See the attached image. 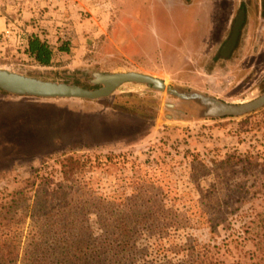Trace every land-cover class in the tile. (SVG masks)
<instances>
[{
	"label": "rangeland",
	"instance_id": "obj_1",
	"mask_svg": "<svg viewBox=\"0 0 264 264\" xmlns=\"http://www.w3.org/2000/svg\"><path fill=\"white\" fill-rule=\"evenodd\" d=\"M241 8L240 37L225 58L221 49ZM6 29L12 35L0 41V69L26 77L94 90L96 74L139 72L171 91L229 104L264 95V0H0V33ZM31 35L51 48V66L25 53ZM118 106L130 113L114 111ZM208 111L200 100L136 83L96 100L21 97L0 89V205L29 191L39 174L60 180L64 155H123L126 163L114 159L109 168L87 173L98 197L129 198L132 209L149 214L164 211L163 225L178 231L167 239L170 247L189 237L213 242L232 262L252 249L237 233L242 221L264 212V200L246 199L242 220L227 218L212 234L208 221L224 213L232 194L227 185L242 181L240 167L216 169L213 161L253 152L264 163V107L239 117ZM147 233L139 245L154 254L158 247Z\"/></svg>",
	"mask_w": 264,
	"mask_h": 264
},
{
	"label": "trees",
	"instance_id": "obj_2",
	"mask_svg": "<svg viewBox=\"0 0 264 264\" xmlns=\"http://www.w3.org/2000/svg\"><path fill=\"white\" fill-rule=\"evenodd\" d=\"M27 41L25 53L39 65L51 66L49 45L35 35ZM114 159L117 157L93 160L64 155L59 161L60 180L52 172L39 174L29 191L15 192L0 205V264H264V212L242 221L237 233L240 244L248 242L252 249L232 262L223 259L221 246L213 242L202 244L189 237L184 245L170 247L166 241L178 231H173L170 222L163 225L161 220L167 218L164 211L149 214L132 209L129 198L106 193L98 197L86 179L87 173L97 168H109ZM117 160L126 163L123 155ZM213 164L221 170L242 169V181L227 185L232 194L224 213L208 221L215 234L227 218L242 220L239 210L246 199L261 195L264 200V163L258 154L247 152ZM149 231L153 233L149 239L158 247L157 252L152 249L154 254L149 253L150 246L139 245ZM161 251L164 262L159 261ZM176 256H180L177 261Z\"/></svg>",
	"mask_w": 264,
	"mask_h": 264
},
{
	"label": "water",
	"instance_id": "obj_3",
	"mask_svg": "<svg viewBox=\"0 0 264 264\" xmlns=\"http://www.w3.org/2000/svg\"><path fill=\"white\" fill-rule=\"evenodd\" d=\"M242 16L243 15H241V17ZM241 20L243 19H240L239 22H241ZM237 32L238 24L228 47H231L235 43ZM107 79H109L108 82H106ZM127 82L153 85L154 88L158 90H169V88H166L163 80L155 76L139 72L96 74L94 83L102 85V87L96 90H86L77 85L43 81L0 69V89L7 93L21 97L96 100L111 95L117 88H120ZM172 93L183 99L200 100L204 105L209 106L208 116L211 117L244 116L257 111L264 106V95L252 102L243 104H228L200 94L182 95L175 91Z\"/></svg>",
	"mask_w": 264,
	"mask_h": 264
},
{
	"label": "flooded vegetation",
	"instance_id": "obj_4",
	"mask_svg": "<svg viewBox=\"0 0 264 264\" xmlns=\"http://www.w3.org/2000/svg\"><path fill=\"white\" fill-rule=\"evenodd\" d=\"M241 15H243L242 17H241ZM240 19H243V20H241V22H239V20ZM244 19H245V11H244V9H240L239 10V13H238V15H237V17H236V19H235V22H234V24H233V26H232V30H231V33H230V37H229V39L224 43V46H223V48L221 49V52H222V54H223V57H225V58H228V57H230L231 55H232V53H233V51L235 50V48H236V46H237V43H238V40H239V37H240V33H241V28H242V25H243V23H244ZM240 23V24H239ZM237 24H238V32H237V37H236V41H235V43L231 46V47H228V44H229V42H230V40L232 39V37H233V35H234V33H235V28H236V26H237ZM100 74V73H99ZM95 80V79H94ZM94 80H93V83H94ZM127 83H134V82H127ZM127 83H124L120 88H117L113 93H115L117 90H122L123 89V87H124V85L125 84H127ZM95 84V83H94ZM136 84H142V83H136ZM95 85H97V84H95ZM144 85H148V84H144ZM166 85V84H165ZM97 86H99L97 89H99V88H101L102 87V85H97ZM148 86H150V87H153V89H155V90H157V91H166V90H158V89H156V88H154V86L153 85H148ZM166 88H169V87H167L166 86ZM85 89V88H84ZM86 90H88V89H86ZM94 90H96V89H94ZM173 91H175V90H167V92L169 93L170 92V94L171 95H173L174 97H176V98H178V99H183V98H181V97H179V96H177V95H175V94H173L172 92ZM175 92H177V91H175ZM112 93V94H113ZM177 93H179V94H182V95H186V94H183V93H180V92H177ZM111 94V95H112ZM193 94H197V93H193ZM111 95H109V96H111ZM109 96H107V97H109ZM205 97H207V96H205ZM262 97V96H261ZM105 98V97H104ZM209 98H212V97H209ZM102 99V98H101ZM212 99H215V98H212ZM259 99V98H258ZM86 100V99H85ZM184 101L185 100H188V99H183ZM216 100H218V99H216ZM257 100V99H256ZM219 101H221V100H219ZM221 102H223V101H221ZM252 102V101H251ZM223 103H225V102H223ZM229 104V103H228ZM264 107V106H263ZM262 107V108H263ZM261 109V108H260ZM113 110L114 111H116V112H118V113H120V114H128V113H130L129 111H126L125 109H123V108H121V107H113ZM226 117H230V116H226ZM239 117V116H238Z\"/></svg>",
	"mask_w": 264,
	"mask_h": 264
},
{
	"label": "built area",
	"instance_id": "obj_5",
	"mask_svg": "<svg viewBox=\"0 0 264 264\" xmlns=\"http://www.w3.org/2000/svg\"><path fill=\"white\" fill-rule=\"evenodd\" d=\"M12 35V32L10 29H6L4 30L2 33H0V41H5L7 40L8 38H10Z\"/></svg>",
	"mask_w": 264,
	"mask_h": 264
},
{
	"label": "crops",
	"instance_id": "obj_6",
	"mask_svg": "<svg viewBox=\"0 0 264 264\" xmlns=\"http://www.w3.org/2000/svg\"><path fill=\"white\" fill-rule=\"evenodd\" d=\"M32 36V35H31ZM35 36H39V35H35ZM30 37V36H29ZM40 37V36H39ZM28 42V41H27ZM53 55V54H52ZM53 60V59H52Z\"/></svg>",
	"mask_w": 264,
	"mask_h": 264
},
{
	"label": "bare ground",
	"instance_id": "obj_7",
	"mask_svg": "<svg viewBox=\"0 0 264 264\" xmlns=\"http://www.w3.org/2000/svg\"><path fill=\"white\" fill-rule=\"evenodd\" d=\"M108 81H109V79L106 80V82H108Z\"/></svg>",
	"mask_w": 264,
	"mask_h": 264
}]
</instances>
